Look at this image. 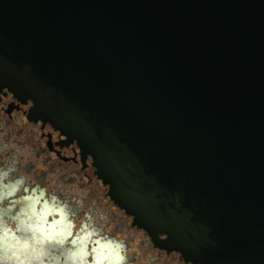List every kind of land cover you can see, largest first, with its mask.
Wrapping results in <instances>:
<instances>
[{"label": "water", "instance_id": "water-1", "mask_svg": "<svg viewBox=\"0 0 264 264\" xmlns=\"http://www.w3.org/2000/svg\"><path fill=\"white\" fill-rule=\"evenodd\" d=\"M0 84L201 264H264V0H0Z\"/></svg>", "mask_w": 264, "mask_h": 264}, {"label": "flooded vegetation", "instance_id": "flooded-vegetation-1", "mask_svg": "<svg viewBox=\"0 0 264 264\" xmlns=\"http://www.w3.org/2000/svg\"><path fill=\"white\" fill-rule=\"evenodd\" d=\"M34 107L31 100L0 84V163L12 162L32 186L67 197L80 208V217L98 211L104 217L105 230L126 243L128 264H201L165 247L166 235L154 236L140 226L136 217L111 197L94 158L84 152L78 140L40 116ZM133 249L138 253L129 256Z\"/></svg>", "mask_w": 264, "mask_h": 264}, {"label": "clouds", "instance_id": "clouds-1", "mask_svg": "<svg viewBox=\"0 0 264 264\" xmlns=\"http://www.w3.org/2000/svg\"><path fill=\"white\" fill-rule=\"evenodd\" d=\"M78 217L67 197L0 163V264H128L126 243L105 230L98 211Z\"/></svg>", "mask_w": 264, "mask_h": 264}, {"label": "rangeland", "instance_id": "rangeland-1", "mask_svg": "<svg viewBox=\"0 0 264 264\" xmlns=\"http://www.w3.org/2000/svg\"><path fill=\"white\" fill-rule=\"evenodd\" d=\"M133 252H136V254H137V253H138V250L133 249V251H130V252H129V256H132Z\"/></svg>", "mask_w": 264, "mask_h": 264}]
</instances>
